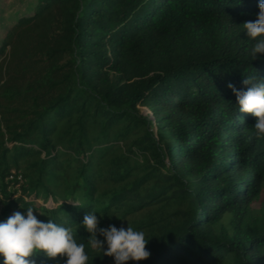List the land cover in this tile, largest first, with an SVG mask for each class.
<instances>
[{
    "label": "trees",
    "instance_id": "1",
    "mask_svg": "<svg viewBox=\"0 0 264 264\" xmlns=\"http://www.w3.org/2000/svg\"><path fill=\"white\" fill-rule=\"evenodd\" d=\"M9 1L0 221L31 207L87 264H114L88 244V211L145 233L150 255L126 264H264V138L228 88L264 80L243 31L259 0Z\"/></svg>",
    "mask_w": 264,
    "mask_h": 264
},
{
    "label": "clouds",
    "instance_id": "2",
    "mask_svg": "<svg viewBox=\"0 0 264 264\" xmlns=\"http://www.w3.org/2000/svg\"><path fill=\"white\" fill-rule=\"evenodd\" d=\"M258 7L256 19L243 24V31L252 40L251 60L257 59V54H264V0H259ZM260 58L264 59V56ZM242 83L247 86L246 90H238L231 83L228 88L236 97L239 111L256 118L252 126L256 137L264 138V80L254 73L245 75ZM98 223L96 213L90 211L81 222L90 234L88 244L98 248L103 255L113 257L114 264L140 261L150 255L145 247L148 239L143 231L129 225L117 228L111 224L98 229ZM97 232L103 240L97 239ZM38 254L49 259L66 257L63 264H87L89 260L85 245L76 241L70 228L51 219L39 220L31 207L26 209V214L15 211L0 221V257L3 264H35V260L29 258Z\"/></svg>",
    "mask_w": 264,
    "mask_h": 264
},
{
    "label": "rangeland",
    "instance_id": "3",
    "mask_svg": "<svg viewBox=\"0 0 264 264\" xmlns=\"http://www.w3.org/2000/svg\"><path fill=\"white\" fill-rule=\"evenodd\" d=\"M34 1H35V0H25V1H24L25 4H23L22 9H23V10L27 9V7H29L30 5H32ZM14 3H15V0H10V1H9V4H8V6H7V8H6L5 11L9 10V7H11L12 5H14ZM5 15H6V12H5ZM1 65H2V61H0V66H1ZM1 75H2V74H1ZM2 78H3V75H2ZM143 114H144V115L147 114V111H146L145 109H143Z\"/></svg>",
    "mask_w": 264,
    "mask_h": 264
},
{
    "label": "built area",
    "instance_id": "4",
    "mask_svg": "<svg viewBox=\"0 0 264 264\" xmlns=\"http://www.w3.org/2000/svg\"><path fill=\"white\" fill-rule=\"evenodd\" d=\"M11 179H13V178H11ZM21 179H22V177H21V176H19V177H18V180H21Z\"/></svg>",
    "mask_w": 264,
    "mask_h": 264
}]
</instances>
